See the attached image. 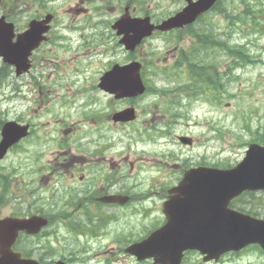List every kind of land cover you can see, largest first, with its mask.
Instances as JSON below:
<instances>
[{
	"label": "rangeland",
	"instance_id": "374dc122",
	"mask_svg": "<svg viewBox=\"0 0 264 264\" xmlns=\"http://www.w3.org/2000/svg\"><path fill=\"white\" fill-rule=\"evenodd\" d=\"M28 1L0 0V14L9 15L15 23L16 32L25 28L28 17L36 12L34 6ZM46 1L47 3H44V7L50 8L55 17L57 16L56 22L54 20L56 25L55 32L53 31L50 40L47 39V42L37 50L33 68L28 74L19 76H16L14 72L11 73V68L3 69V71H9L6 73L4 81L0 84V119L18 118L21 122L29 121L34 129L31 137L25 139L16 151L12 150L5 160L0 163L1 167L2 165L7 166L12 179V193L7 201L0 205V212L2 215L9 214L13 211L19 199L24 200L26 203L27 198L23 197L25 191L21 187L27 180L31 184L34 182L33 187L35 189L28 190L29 193L33 190L37 191L38 199L35 201L37 207H39L41 212L54 218L51 225L45 230L46 232L53 225L52 231L54 233L49 237L51 240L55 238V233L68 234L65 220L62 219L65 212L69 210L66 207L67 191L71 188L78 189L85 185L82 183L70 184L67 181L63 183L61 178H58L55 174V169H58L57 165H63L60 159L64 160V157L61 156L65 154L68 157L65 159V164L69 165L72 164L69 161V157L75 156L74 159L72 158L73 164L65 167L72 168L73 165L82 167L83 165L85 166L88 160L87 157L84 158L83 155L75 153L72 148L66 147L64 144H81L80 147H84L86 138H90L93 133L86 131L80 134L77 133V130L95 129L98 125L96 123L98 118L91 116L95 110L89 112V108L95 106L105 114L109 113L111 109L104 105L107 102V98L96 86L99 76L105 70L107 64L113 58L120 59L123 57L122 44L117 41L115 30L109 28L108 23L110 21L112 23L124 13L125 6H128L129 16H144L148 14V16H153L155 22H158L161 20L160 17L163 16L161 14L167 10L169 1ZM141 1L143 5L140 6L138 3ZM134 4L138 5L132 10ZM176 4L177 2H171L169 5L171 7L170 11ZM221 6L225 7L229 12H242L248 18L252 16L254 10H264V0H224ZM94 17L104 19L102 21L103 24L93 25ZM258 18L264 26L262 13H258ZM229 19L223 11L215 9L198 26L212 28L215 32L223 29L228 31L229 35L233 36L232 42H246L249 53L256 55L261 61H254L237 71L228 68L223 70L225 57H213L217 52L212 54L203 50L200 55L204 58V61L210 62L215 59L219 62V74L217 76L205 69L207 76L212 79L216 78L211 80L213 81V84L210 85L212 88H201L198 86L179 88L180 85L178 83L180 80H178V75L175 74L171 66L174 57V46L172 45L175 44L171 38L160 42L159 40L155 41L154 38L147 37L137 46V56L141 55L144 61L150 62L149 66H144V76L147 85L157 87L156 92L145 93L138 97L139 99H136L138 107L147 109L135 121L137 124L136 130L130 128L128 124L123 126L113 125L108 120L110 131H121L120 134L124 132L121 142L122 146L119 145L120 143H116L117 139L120 138L119 133H117L119 134L117 137L113 136L114 138H111V141L116 144L109 153L112 155L117 154L116 159L118 161L133 162V172L136 176L130 175V172L127 171H120L119 174L126 177L131 183L138 182L137 191L145 190L151 186L153 188L150 189H153V191L160 190L162 187L164 190L171 187L178 176L177 173L172 174L174 170L170 169L172 168V162L177 161V157L180 163L183 159H190L192 161H216L223 165L235 164L244 156L248 140L251 138L249 130H255L257 127L261 128L264 125V34L260 32L251 33L248 21L247 26L245 22L238 24V28L233 34ZM87 22L92 25H86L85 23ZM68 23H70V27L74 28H83L85 25V28L95 27L104 35L98 42L90 38L89 41L91 43L88 42L87 45L78 47V45L86 42L87 37L94 32L84 31L81 28L72 34L69 31L67 35ZM58 31L65 34L66 37L69 36L71 41L67 40L65 43L63 41H52L50 43L52 38H60ZM154 42L156 45L153 44ZM168 43L170 44L166 48ZM189 43H191L189 36H186L184 40L180 39V46L184 48L189 46L187 45ZM44 47H47L49 52ZM156 48L162 52V55L151 56L145 53L154 51ZM111 49L113 50L112 52L110 51ZM114 51L118 54L114 53ZM125 52L129 55L128 51ZM198 55V48L191 51H180V59L194 60L198 65L202 66L203 63ZM153 63L156 64L155 68ZM151 70L153 72L149 73ZM181 77L183 78L184 76L181 75ZM37 80L42 81L41 87L43 91L41 93L42 95L43 93L45 94V100L43 98L40 100L39 96V100L37 99L33 102L29 98L32 94L28 95V93L31 92L34 81ZM15 86L19 88V91L15 90ZM88 114L91 115L88 116ZM142 120H145V122L142 123ZM157 121L163 125V132L167 134V138L156 135L150 129L149 123L154 124ZM66 129L68 131L64 132ZM73 129H75V137L71 133ZM98 130L94 138L95 140L99 139L97 148L100 149L102 144L106 146L108 139L102 136L104 127H99ZM177 135L191 137L192 145H181L177 141ZM143 137L149 138L150 144L146 141L140 143ZM136 138L139 143L136 142ZM127 145L129 148H127ZM151 149L157 150H155L158 154L157 158H161L162 161L152 158L156 166L153 170H147L144 173L137 162L139 161L138 159L143 157L142 154L146 150ZM38 159L50 162L46 166L47 172H43L46 168L42 164L40 165V170H43L40 173L34 172V161ZM78 170L76 178L82 180L81 175L83 176L84 171L83 169ZM66 175L69 178V174ZM173 177L175 178L172 179ZM157 179L158 181L155 182ZM74 180L70 182L75 183ZM112 189L115 190L116 187L112 186ZM108 191L104 186L98 188L99 193L104 192L107 194ZM151 193L154 194L153 198L158 202L162 192ZM42 197L54 203L55 206L45 210L48 208L44 205ZM76 205L77 201L74 200L72 207L75 208ZM85 209L90 210L88 206H85ZM33 211L34 209L30 212ZM117 211L104 209L103 214L95 216L93 211L86 212L82 208L79 209L77 207L74 209L73 214H69L71 216L68 219L73 222L74 227L78 224L77 229H84L89 227V223H92L95 224V228H102L104 231H108L110 228H121L123 230H131V234H134L132 231L138 225L133 220H126L122 223L118 219V227H110L112 217L105 221L102 220L106 215H115V219H117L119 217ZM52 231L49 230V232ZM244 255L258 257V254L252 252Z\"/></svg>",
	"mask_w": 264,
	"mask_h": 264
},
{
	"label": "water",
	"instance_id": "95a60500",
	"mask_svg": "<svg viewBox=\"0 0 264 264\" xmlns=\"http://www.w3.org/2000/svg\"><path fill=\"white\" fill-rule=\"evenodd\" d=\"M213 0H198L192 5V12L206 9ZM189 10V9H188ZM187 10V11H188ZM179 15L178 17H181ZM48 18L45 20L47 21ZM41 23L31 21L29 28L17 35L12 42V24L0 20V55L4 61L14 64L16 73L27 69V56L43 39L41 34L47 30ZM124 21L119 19L112 27L117 34L125 33L121 42L127 49H133L142 36L149 34L151 27L132 28L133 34L126 35ZM138 65L112 67L100 78L99 87L112 92L116 97L132 96L144 90L138 75ZM128 119V116L125 117ZM26 135V127L7 122L2 128L0 155L9 145ZM264 188V146L250 143L243 159L233 168H203L187 173L181 182L169 192L173 193L164 204L167 222L151 233L141 248L132 249L138 255L149 256L155 263L178 264L186 249H196L207 256H218L227 250L242 248L247 243H258L264 247V220L246 217L234 211H228L227 219L219 217L217 208L220 201L227 202L244 189ZM218 205V206H217ZM222 206V205H221ZM218 217L227 220V227L213 228ZM30 225L32 223L29 222ZM27 230L21 221L0 222V264H16L6 259L12 256L7 248L11 239L3 234L16 233L17 229Z\"/></svg>",
	"mask_w": 264,
	"mask_h": 264
},
{
	"label": "flooded vegetation",
	"instance_id": "af4514ba",
	"mask_svg": "<svg viewBox=\"0 0 264 264\" xmlns=\"http://www.w3.org/2000/svg\"><path fill=\"white\" fill-rule=\"evenodd\" d=\"M183 6L180 7V3L177 6V10H180ZM175 11V12H176ZM71 148L72 146H67ZM95 149V148H94ZM93 150V149H92ZM91 150V151H92ZM95 153V152H93ZM62 161L63 167L60 166L58 169H55V172L60 175L63 180H66L70 184H85L84 186L77 188H71L67 191V202L66 207L69 209L68 213H74L75 208H82L86 212L93 211L95 216L101 215L104 213V209L110 210H118L117 215L126 220H133L136 222L138 227L132 231L129 230L131 236L136 237L137 234H142L144 232L152 231L155 228H159L163 223L166 222V216L163 213V204L167 198V189L164 190L163 187L158 192L161 191L162 195L158 198V202L155 201L154 194L157 191H153L152 186L149 188V191L145 192H137L136 184L128 181L126 177L121 176L120 171L130 172L132 175V165H120L116 161L113 160L112 157H98L97 155L91 156L94 159H88L83 165L80 167L79 165H73V157H69V161L72 164H65V159L68 158L65 155ZM73 158V159H72ZM84 158H86L84 154ZM40 162L39 160L34 161L35 166L33 167L34 172L40 173ZM176 167L172 174H178L175 178V183L177 184L181 181L184 172L190 168H197L199 166L204 167H216V168H226L220 162L216 161H192L187 160L185 162L180 163L179 165H175ZM78 169H83V176L81 175V179L76 178V172L78 175ZM80 173V172H79ZM69 174V178L67 175ZM161 177V176H160ZM6 179V178H5ZM75 179V180H74ZM159 179V178H158ZM158 179L155 181L157 182ZM75 181V183H71L70 181ZM35 181V180H34ZM65 181V182H66ZM126 181V182H123ZM173 184V185H174ZM34 182L32 183V188L34 189ZM105 187L109 191L107 194H114L116 201L114 202H106L104 201V192L99 193L98 188ZM112 186H115L116 189L113 190ZM77 201V205L75 208L72 207L73 201ZM220 207L222 203H219ZM85 206H88L90 210L85 209ZM49 210L53 208L52 206H46ZM237 211L240 213L248 214L253 217L264 218V190H256V191H244L236 197L231 198L223 208H220L218 211L221 214H225L226 210ZM45 216L46 213L40 211L37 205L34 208L33 212L23 210L22 212L14 213L11 211L9 216H31V215ZM2 215V214H0ZM112 215V214H110ZM116 215V216H117ZM6 215H2L3 217ZM113 216H104L103 219H107ZM226 222V221H225ZM92 226V223H89V227ZM87 228V227H85ZM40 234L29 235L21 233L19 234L18 239L13 244V249L18 251L21 255V259L27 261L30 264H56L58 260L65 261L66 255L71 253L73 250L78 251L77 244L78 242H74L73 244H69L66 246L61 252L57 253L53 251L47 244H40L39 241ZM133 242V241H132ZM249 252L258 254L256 256L244 255ZM193 254V256H191ZM135 264H154L151 259H143L141 261H137L136 258L133 259ZM180 264H264V249L260 247L258 244H248L243 249L239 251H230L227 252L217 258L211 257L206 258L201 255L197 251H186L184 256L181 258Z\"/></svg>",
	"mask_w": 264,
	"mask_h": 264
},
{
	"label": "trees",
	"instance_id": "16d2710c",
	"mask_svg": "<svg viewBox=\"0 0 264 264\" xmlns=\"http://www.w3.org/2000/svg\"><path fill=\"white\" fill-rule=\"evenodd\" d=\"M258 13L259 12H256L254 10L252 16H250V18H251V31L263 30V32H264V26L261 24V22L258 18ZM214 41H215L214 38H211V39H208L206 41H203V43L210 44ZM216 42H217V40H216ZM233 49H234L233 52H230V54L233 57V61H232L233 65H235L236 63L242 64V63L253 61V58L250 54L243 52L244 51L243 46H234ZM213 74L215 76L218 75L216 70L213 72ZM198 76H199L200 80H202V81H211V80L216 79V78L212 79L210 76H207L205 74L202 75L200 73L198 74ZM249 131H250L251 138L253 141L264 144V125L261 128L257 127L255 130H249Z\"/></svg>",
	"mask_w": 264,
	"mask_h": 264
},
{
	"label": "bare ground",
	"instance_id": "6f19581e",
	"mask_svg": "<svg viewBox=\"0 0 264 264\" xmlns=\"http://www.w3.org/2000/svg\"><path fill=\"white\" fill-rule=\"evenodd\" d=\"M153 52H156V50H154ZM212 82H213V81H212ZM212 84H213V83H212ZM213 86H214V85H213ZM211 88H212V86H211ZM213 88H214V87H213ZM215 88H216V87H215ZM217 89H218V88H217ZM212 91H214V90H212ZM217 92H218V91H217ZM70 216H71V215H70ZM75 217H76V216H75ZM79 217H80V216H79ZM78 219H79V218H78ZM102 220H103V219H102ZM105 220H106V219H105ZM105 220H104V221H105ZM77 221H78V220H77ZM106 222H108V221H106ZM106 222H105V223H106ZM99 224H100V223H99ZM102 224H103V223H102ZM102 224H101V225H102ZM77 225H78V224H77ZM77 225H75V226L77 227ZM106 225H108V224H106ZM104 226H105V225H104ZM99 227H100V226H99ZM102 227H103V226H102Z\"/></svg>",
	"mask_w": 264,
	"mask_h": 264
}]
</instances>
